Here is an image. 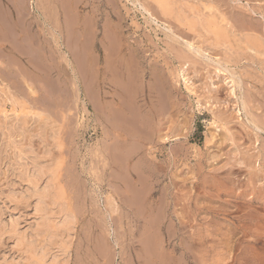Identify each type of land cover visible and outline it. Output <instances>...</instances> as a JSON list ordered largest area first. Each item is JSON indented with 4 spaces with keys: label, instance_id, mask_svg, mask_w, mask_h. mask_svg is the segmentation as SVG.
<instances>
[{
    "label": "rangeland",
    "instance_id": "rangeland-1",
    "mask_svg": "<svg viewBox=\"0 0 264 264\" xmlns=\"http://www.w3.org/2000/svg\"><path fill=\"white\" fill-rule=\"evenodd\" d=\"M169 1L230 45L151 0H0V264H264V0Z\"/></svg>",
    "mask_w": 264,
    "mask_h": 264
},
{
    "label": "bare ground",
    "instance_id": "bare-ground-1",
    "mask_svg": "<svg viewBox=\"0 0 264 264\" xmlns=\"http://www.w3.org/2000/svg\"><path fill=\"white\" fill-rule=\"evenodd\" d=\"M153 1L156 6L159 8V10L161 11V13L167 17H172L180 26H185L188 28L189 31L191 32H194V33H199V32H204L206 35H207V38L210 39L211 43L216 45V46H221V47H228L230 45V38H231V27H230V24L229 22L224 19V18H220V20L214 16L213 14H210V15H207V14H204L203 12H196L194 11L193 9L191 8H188V9H185V7H181V6H178L176 8V6H174L173 3H171L169 0H151ZM18 3V2H17ZM76 3V2H75ZM54 5V4H53ZM76 5V4H75ZM155 6V5H154ZM77 8V6H75ZM74 7V9H75ZM59 12V11H58ZM87 15V14H86ZM74 16V15H73ZM74 18V17H73ZM57 25L59 23H56ZM56 25V26H57ZM79 25V24H78ZM55 26V27H56ZM61 26V25H60ZM57 30V29H55ZM61 30V28H60ZM166 30V29H165ZM113 31V30H112ZM110 34V33H109ZM177 36V35H176ZM76 37V36H75ZM85 37V36H84ZM260 41V40H259ZM179 43V42H178ZM184 43V42H183ZM247 46L249 49H253V48H256L257 46H259V43L258 41L255 39V38H252V39H248L247 42H246ZM186 45V44H185ZM192 48L191 45H189V48ZM130 55V54H129ZM109 68V67H108ZM110 72V71H109ZM117 77V76H115ZM124 79V78H123ZM130 79V78H129ZM135 79V78H134ZM102 82V81H101ZM112 82V81H111ZM134 83V82H133ZM131 83V84H133ZM109 84V83H108ZM127 84V83H126ZM99 85V84H98ZM124 85V84H123ZM127 87V86H126ZM124 88V87H122ZM130 88V87H129ZM119 89V88H118ZM141 89V88H140ZM139 89V90H140ZM127 90H128V87H127ZM125 90V91H127ZM114 91V90H113ZM123 91V90H122ZM121 91V92H122ZM116 92V90H115ZM124 92V91H123ZM108 93V92H107ZM102 94V93H101ZM116 94V93H115ZM118 94V93H117ZM120 94V93H119ZM12 95V94H11ZM5 96V95H4ZM118 96V95H117ZM121 96V95H120ZM123 96V95H122ZM147 96V95H146ZM115 97V96H113ZM119 97V96H118ZM11 99V98H10ZM117 99V97H116ZM13 100V99H12ZM100 101V100H99ZM128 104V103H127ZM126 109V108H125ZM6 110V109H5ZM30 110V109H29ZM153 111V110H152ZM6 113V112H5ZM9 113V112H8ZM35 115V114H33ZM16 119V118H15ZM19 119V118H18ZM254 121V120H253ZM32 122V121H31ZM256 122V121H255ZM13 125V124H12ZM17 128H19L17 126ZM22 129V128H21ZM13 130V129H12ZM14 131V130H13ZM235 153V152H234ZM20 154V153H19ZM19 159V157H18ZM25 159V158H23ZM19 161V160H18ZM23 161V160H22ZM113 162V161H112ZM38 163V162H37ZM34 165V164H33ZM24 166V165H23ZM35 166V165H34ZM29 168V167H28ZM44 168V167H43ZM47 169V168H46ZM50 170V169H49ZM23 171V170H22ZM29 172V171H28ZM32 172V171H30ZM37 172V171H36ZM46 173V172H45ZM32 174V173H31ZM40 174V173H39ZM51 174V173H50ZM42 176V175H41ZM45 176V175H43ZM49 177V175H48ZM29 178V177H28ZM35 179V177H34ZM118 179V178H117ZM47 180V178H46ZM53 180V179H52ZM127 182V181H126ZM39 184V182H38ZM52 184V183H51ZM57 185V184H56ZM45 187V186H44ZM55 187V186H54ZM46 191H44L40 196H39V200H38V203H36V209L37 211L40 213L42 212L43 215H42V222L40 224V226L42 228H45V229H49V228H52L53 226L50 227L51 225V222L53 220V218L55 217L54 213L49 211L46 206H45V203L48 201L47 199L51 196L52 194V191H51V188H50V183L48 182V186L47 188H45ZM54 190V189H52ZM55 193V192H54ZM53 193V194H54ZM62 194H63V191L62 189H57L56 193H55V197L52 195V197L54 198V201H57V200H60L61 197H62ZM117 199V198H116ZM47 200V201H46ZM53 201V202H54ZM110 207H111V211H112V214L114 213H117L118 210H120L118 208V204L115 202V200H112L110 199ZM55 203V202H54ZM49 204V203H48ZM108 206V207H109ZM120 207V205H119ZM60 208V207H59ZM157 208V207H156ZM53 209V208H52ZM110 209V208H109ZM51 210V209H50ZM60 210V209H59ZM71 210V209H70ZM58 211V210H57ZM121 211V210H120ZM67 212V211H66ZM61 213V212H60ZM63 215V214H62ZM64 219H63V225L66 227V232L67 234H70L69 231L71 229V226H74L72 224V222L74 221L73 220V216H71V213H66L64 214ZM35 216V215H34ZM59 216V215H58ZM38 217V216H37ZM39 218V217H38ZM155 219V218H154ZM37 220V219H36ZM35 220V221H36ZM139 221V220H138ZM39 223V221H37ZM35 223V222H34ZM58 225V224H57ZM34 226V225H33ZM59 227V225H58ZM62 227V226H61ZM60 227V229H61ZM35 228V227H33ZM56 228V227H55ZM63 228V227H62ZM59 229V228H58ZM35 230V229H34ZM42 230V229H41ZM37 231V230H35ZM49 231V230H48ZM51 231V230H50ZM73 231V230H72ZM26 232V231H25ZM33 232V231H32ZM47 232V231H46ZM62 232V231H61ZM23 233V232H22ZM27 233V232H26ZM56 233V232H54ZM63 233V232H62ZM72 233V232H71ZM30 234V232H29ZM49 234V233H48ZM51 234V233H50ZM53 234V232H52ZM25 235V234H24ZM64 235V233H63ZM52 237L54 235H51ZM58 237V236H57ZM72 237V236H70ZM60 238V237H59ZM58 238V239H59ZM67 238V237H66ZM69 238V237H68ZM50 240V238H48ZM57 239V240H58ZM159 239V238H158ZM32 240V239H31ZM53 240V238H52ZM64 240V239H63ZM71 240V239H70ZM55 241V240H54ZM62 242V241H61ZM70 242V241H69ZM68 242V243H69ZM33 243V242H32ZM31 242H29L28 244L23 241H19V244L21 246H23V249H27V250H33L34 249V245L32 244ZM57 243V242H56ZM60 243V242H59ZM63 243V242H62ZM61 243V244H62ZM51 244V242H50ZM45 245V244H44ZM59 245V244H58ZM53 246V245H52ZM61 246H64L63 244ZM17 247V246H16ZM65 248V247H64ZM150 248V247H149ZM62 250V249H61ZM51 251V250H50ZM59 251V250H58ZM22 253V252H21ZM61 253V252H60ZM24 254V252H23ZM27 256V255H26ZM34 256V255H33ZM52 256V255H51ZM45 259H47V252L43 251L41 249V254H40V257L35 259V261L31 264H46L45 263ZM29 260V259H28ZM60 260V259H59ZM57 262V261H56ZM58 263V262H57ZM263 263V262H262ZM23 264V263H22ZM51 264H55L54 261H52Z\"/></svg>",
    "mask_w": 264,
    "mask_h": 264
}]
</instances>
